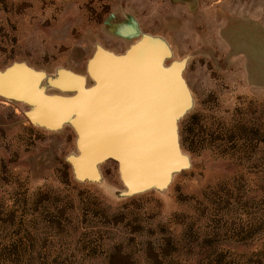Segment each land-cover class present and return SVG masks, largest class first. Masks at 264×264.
Listing matches in <instances>:
<instances>
[{"label":"rangeland","instance_id":"374dc122","mask_svg":"<svg viewBox=\"0 0 264 264\" xmlns=\"http://www.w3.org/2000/svg\"><path fill=\"white\" fill-rule=\"evenodd\" d=\"M182 82L178 169L131 191L87 120L0 95V264H264V0H0V76L96 85L95 53ZM140 69H139V68Z\"/></svg>","mask_w":264,"mask_h":264},{"label":"water","instance_id":"95a60500","mask_svg":"<svg viewBox=\"0 0 264 264\" xmlns=\"http://www.w3.org/2000/svg\"><path fill=\"white\" fill-rule=\"evenodd\" d=\"M137 52L115 57L95 53L90 67L97 83L73 99L42 93L34 84L35 73L24 67L1 74L0 95L34 105L32 113L42 117L28 116L44 127L58 128L72 115L77 126L86 119L93 150L103 154L99 159L116 160L132 192L147 189L178 169L175 122L186 102L179 78H164L160 70L143 78L138 70L137 80L129 81L135 71L128 63Z\"/></svg>","mask_w":264,"mask_h":264}]
</instances>
